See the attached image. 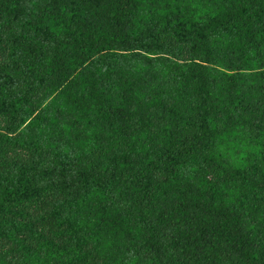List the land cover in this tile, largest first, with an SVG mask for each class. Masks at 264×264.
<instances>
[{
    "label": "trees",
    "instance_id": "trees-1",
    "mask_svg": "<svg viewBox=\"0 0 264 264\" xmlns=\"http://www.w3.org/2000/svg\"><path fill=\"white\" fill-rule=\"evenodd\" d=\"M2 49L0 264H264V0H0Z\"/></svg>",
    "mask_w": 264,
    "mask_h": 264
},
{
    "label": "rangeland",
    "instance_id": "rangeland-1",
    "mask_svg": "<svg viewBox=\"0 0 264 264\" xmlns=\"http://www.w3.org/2000/svg\"><path fill=\"white\" fill-rule=\"evenodd\" d=\"M3 56V49L0 51V58H2ZM11 154H15V153H22L20 150H17V149H12L10 151Z\"/></svg>",
    "mask_w": 264,
    "mask_h": 264
}]
</instances>
